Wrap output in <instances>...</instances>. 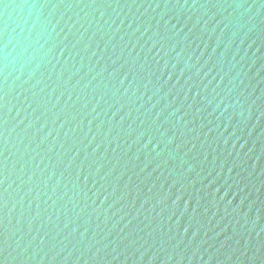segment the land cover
I'll return each mask as SVG.
<instances>
[{"label":"water","instance_id":"obj_1","mask_svg":"<svg viewBox=\"0 0 264 264\" xmlns=\"http://www.w3.org/2000/svg\"><path fill=\"white\" fill-rule=\"evenodd\" d=\"M0 264H264V0H0Z\"/></svg>","mask_w":264,"mask_h":264}]
</instances>
